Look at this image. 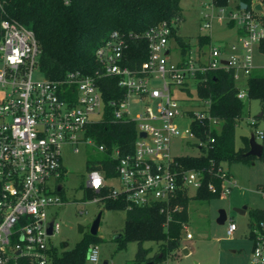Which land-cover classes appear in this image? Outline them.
I'll list each match as a JSON object with an SVG mask.
<instances>
[{
    "label": "built area",
    "instance_id": "obj_1",
    "mask_svg": "<svg viewBox=\"0 0 264 264\" xmlns=\"http://www.w3.org/2000/svg\"><path fill=\"white\" fill-rule=\"evenodd\" d=\"M257 3L262 4V10L256 8ZM180 21L165 20L143 32L115 30L96 48L100 68L94 74L77 69L63 78L50 79L39 70L41 48L34 30L9 18L2 20L0 264L15 263L19 257H29L36 264L48 263L52 238L61 228L60 223L49 216V209L65 204L59 194L63 186L58 184L53 192L49 180L59 179L66 173L63 145H76L74 150L78 151L77 145L85 142L108 153L104 145H97L93 138L86 136L88 126L105 116L99 84L104 76L116 77L119 87L125 91L122 97L109 103L114 120L134 121L138 138L132 153L124 154L119 148L109 153L117 162L115 177H107L100 169L89 170L86 188L98 193L94 200L123 198L130 208L158 204L164 211L172 207L183 192L191 194V189L195 192L201 189L205 185V172L221 179L220 188L215 182H208V189L219 191L220 196L230 195L238 187L225 162L217 164L212 160L208 168H188L172 154L171 144L177 136L195 137L203 152L216 141L211 133L221 132L224 121L212 113V100L198 93L208 73L234 70L238 82L241 74L248 78L256 70L264 74V65L255 64L254 54L257 49L264 57L261 50L264 4L256 0L247 9H228L215 0L205 3L200 28L209 32L199 33L185 52L173 34L174 28L178 31ZM224 21L230 27H238L237 42L213 41L211 33L215 25ZM203 36L211 38L205 46L200 45ZM142 42L147 45V58L138 66L130 65L133 46L140 48ZM173 47L179 54L177 62L173 61ZM179 92L185 99L178 97ZM238 97L243 100L249 97L248 85L245 90L239 89ZM100 113V120L92 119ZM179 122L187 127L182 130ZM259 122L258 118L252 120L253 134L257 141L264 142V126ZM199 126L203 128V135L197 129ZM205 134L208 138L204 139ZM114 180L117 184L111 183ZM59 186H62L60 191ZM258 188L264 195V183ZM178 209V205L173 208ZM168 218H171L170 212ZM51 222L53 234H49ZM236 229L237 225L231 221L227 232L233 235ZM183 231L184 236L193 238L186 224ZM253 234L254 245L247 264H264V221L255 225ZM88 260L95 263L100 260L98 245L89 247Z\"/></svg>",
    "mask_w": 264,
    "mask_h": 264
},
{
    "label": "trees",
    "instance_id": "obj_2",
    "mask_svg": "<svg viewBox=\"0 0 264 264\" xmlns=\"http://www.w3.org/2000/svg\"><path fill=\"white\" fill-rule=\"evenodd\" d=\"M225 6L229 0H215ZM254 0H240L250 8ZM264 4V0H258ZM9 18L34 30L40 44L41 53L38 59L41 74L50 79L65 77L70 71L83 70L94 74L100 68L96 60V48L109 35L121 32H143L162 21L183 19L181 0H0V42L3 39L2 20ZM173 34L183 52L191 47V39L177 33ZM208 36L200 37V45L210 43ZM140 48L133 46V57L130 65L138 66L147 58V45L140 43ZM264 52V43L261 46ZM207 81L198 87L202 98L212 100L211 111L223 119L220 133L210 132L216 136L212 148L197 156L179 157L180 163L188 168H208L211 161L217 164H233L244 161L252 164L256 158L249 155L250 137H243V145L237 149L235 137L238 120L242 117L245 101L238 97L240 89L234 70H217L206 75ZM105 102V116L102 120L88 126L86 136L94 139L97 145H104L108 153L100 159L88 161V170L100 169L107 177H115L116 160L109 153L119 148L122 153H132L138 138L137 124L134 121L114 120L110 101L122 97L125 91L119 87L114 76L99 79ZM249 99L264 102V74L254 71L248 78ZM264 111L257 117L260 121ZM203 135V128L197 127ZM202 138H208L205 134ZM264 161V153L261 157ZM213 181L220 188L221 179L205 172V185L194 195L187 191L180 194L172 207L158 204L129 207L123 199L107 197L105 207L126 211V223L117 238L121 249L127 248L131 241L138 242V250L133 264H159L182 246L183 226L189 221V203L192 199L210 201L219 198L220 193L208 189V182ZM260 185V184H259ZM258 185V186H259ZM63 191V190H62ZM60 191L59 193H61ZM98 195L94 190H87L86 198L93 199ZM178 205L180 209L173 210ZM171 218H168V214ZM250 216V236L254 237L255 225L264 221V208L252 207ZM98 234L86 233L74 246H57L51 243L50 258L47 264H88V251L91 243H98ZM147 241L157 242L159 250L153 253L152 247H145ZM162 255V257H160ZM12 264H36L29 257H19Z\"/></svg>",
    "mask_w": 264,
    "mask_h": 264
},
{
    "label": "rangeland",
    "instance_id": "obj_3",
    "mask_svg": "<svg viewBox=\"0 0 264 264\" xmlns=\"http://www.w3.org/2000/svg\"><path fill=\"white\" fill-rule=\"evenodd\" d=\"M211 0H181L183 7V19L180 21L178 33L188 37L192 42L196 41L200 28V14L205 8V3ZM240 0H229L225 5L228 9H236ZM238 27H230L227 22L215 25L211 33L215 43L232 44L237 42L236 31ZM210 34V33H209ZM173 61L179 60V54L173 47ZM255 64L264 65V57L254 50ZM37 78L39 74L35 75ZM247 76L241 74L238 82L240 89H247ZM160 85V84H159ZM179 98L185 99L181 92ZM245 106L242 117L238 120L235 145L239 149L243 145V137H250L255 131L251 124L252 120L264 111V102L259 99H244ZM139 110V109H138ZM102 113L92 116L93 120H100ZM260 126H264V117L260 119ZM184 130L187 124L178 123ZM263 143L262 140H258ZM198 139L191 137L185 139L181 136L172 139L171 150L174 156H197L201 150L197 146ZM79 150L75 151L76 145L66 143L62 147L63 164L65 175L59 179L49 180V186L53 192L57 185L63 186L60 194L65 204L49 209V216L55 218L60 223L59 233L52 238L57 246H63V242H68L72 247L79 242L86 233H91V227L97 216L102 213L98 237L100 250V260L95 263L88 260V264H103L105 260L115 264H133L138 250V242L131 241L127 248L121 249L117 236L123 232L126 223V211L121 209H109L105 207V202L87 199L86 182L89 174L88 161L100 159L104 156L96 145L81 142ZM225 168L230 169L234 179L238 183L230 195H223L210 201L192 199L189 203V221L187 226L193 234V238L186 236L182 238L181 248L175 253L170 254L165 260L168 264H247L251 258L254 241L250 236V216L249 212L241 214L235 208L247 206L264 208V195L259 191V184L264 183V161L256 158L252 164L239 161L233 164L225 162ZM116 183L117 180L111 181ZM194 195V189L190 190ZM221 209L227 211V221L219 224L217 218ZM233 221L237 229L233 235H229L227 229L229 223ZM80 227L83 231H80ZM89 246V247H90ZM145 247H152L153 253L159 250V244L153 241L144 243ZM187 249L188 252H185ZM164 260V261H165Z\"/></svg>",
    "mask_w": 264,
    "mask_h": 264
},
{
    "label": "water",
    "instance_id": "obj_4",
    "mask_svg": "<svg viewBox=\"0 0 264 264\" xmlns=\"http://www.w3.org/2000/svg\"><path fill=\"white\" fill-rule=\"evenodd\" d=\"M254 2H256V0H254ZM241 8L243 9H247L248 8V4L241 2ZM256 8L258 10H262V4L261 3H257L256 4ZM141 136H145V133H141ZM264 153V145L262 143H259L256 140V137L254 136V134L251 136L250 138V150L248 152L249 155H253L255 157L261 158L263 156ZM62 189L61 186L58 187V191H60ZM236 211H238L241 214H246V207L245 208H235ZM219 217L217 218V222L219 224H224L227 221V211L225 209H221L219 212ZM101 216L102 213H100L97 218L95 219V221L93 222V225L91 227V234L96 235L98 234L99 231V227H100V222H101ZM52 222L50 223V228H49V234H53V229H52ZM80 231H83V228L80 227ZM121 237V234L118 235L116 238ZM63 246L66 247L68 246V242H63ZM185 252H188L187 249H185ZM19 253V252H18ZM160 257H162V255H160ZM103 264H108V260H105Z\"/></svg>",
    "mask_w": 264,
    "mask_h": 264
},
{
    "label": "crops",
    "instance_id": "obj_5",
    "mask_svg": "<svg viewBox=\"0 0 264 264\" xmlns=\"http://www.w3.org/2000/svg\"><path fill=\"white\" fill-rule=\"evenodd\" d=\"M230 170V169H229ZM246 207V213L248 212V210L250 209V208H248L246 205L245 206H243L242 208H245ZM260 208H262V207H260Z\"/></svg>",
    "mask_w": 264,
    "mask_h": 264
},
{
    "label": "flooded vegetation",
    "instance_id": "obj_6",
    "mask_svg": "<svg viewBox=\"0 0 264 264\" xmlns=\"http://www.w3.org/2000/svg\"><path fill=\"white\" fill-rule=\"evenodd\" d=\"M62 187V186H61Z\"/></svg>",
    "mask_w": 264,
    "mask_h": 264
},
{
    "label": "snow or ice",
    "instance_id": "obj_7",
    "mask_svg": "<svg viewBox=\"0 0 264 264\" xmlns=\"http://www.w3.org/2000/svg\"><path fill=\"white\" fill-rule=\"evenodd\" d=\"M98 183V182H97Z\"/></svg>",
    "mask_w": 264,
    "mask_h": 264
}]
</instances>
